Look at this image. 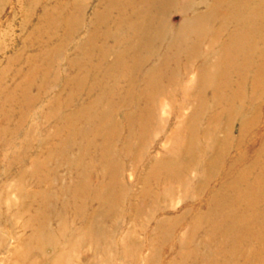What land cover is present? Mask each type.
Wrapping results in <instances>:
<instances>
[{"label": "rangeland", "instance_id": "rangeland-1", "mask_svg": "<svg viewBox=\"0 0 264 264\" xmlns=\"http://www.w3.org/2000/svg\"><path fill=\"white\" fill-rule=\"evenodd\" d=\"M0 264H264V0H0Z\"/></svg>", "mask_w": 264, "mask_h": 264}]
</instances>
